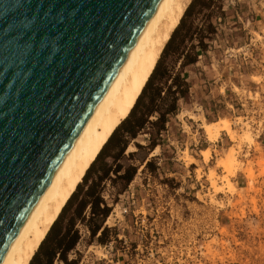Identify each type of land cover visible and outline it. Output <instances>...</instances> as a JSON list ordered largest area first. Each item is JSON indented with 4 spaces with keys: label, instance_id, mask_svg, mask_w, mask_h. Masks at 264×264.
I'll return each mask as SVG.
<instances>
[{
    "label": "clouds",
    "instance_id": "clouds-1",
    "mask_svg": "<svg viewBox=\"0 0 264 264\" xmlns=\"http://www.w3.org/2000/svg\"><path fill=\"white\" fill-rule=\"evenodd\" d=\"M221 7L225 39L189 73L187 119L172 134L179 151L169 148L164 161L172 168L164 175L182 186L175 197L156 183L142 193L154 219L130 230L117 254L123 264H264V0H223ZM209 177L224 186L209 193ZM216 192L224 193L223 223L215 212L207 218ZM198 194L204 204L185 198ZM196 212V224L195 215L183 219Z\"/></svg>",
    "mask_w": 264,
    "mask_h": 264
},
{
    "label": "water",
    "instance_id": "water-1",
    "mask_svg": "<svg viewBox=\"0 0 264 264\" xmlns=\"http://www.w3.org/2000/svg\"><path fill=\"white\" fill-rule=\"evenodd\" d=\"M161 0H0V261Z\"/></svg>",
    "mask_w": 264,
    "mask_h": 264
},
{
    "label": "trees",
    "instance_id": "trees-1",
    "mask_svg": "<svg viewBox=\"0 0 264 264\" xmlns=\"http://www.w3.org/2000/svg\"><path fill=\"white\" fill-rule=\"evenodd\" d=\"M197 2L199 8L194 12L192 10ZM212 3L213 0H193L189 5L130 115L105 144L87 171L83 184L78 186L65 205L30 264H54L56 259L63 261L64 264H77V259H70L69 255L76 250L81 240L80 230L76 227L78 223L84 225L90 238L93 240L96 238L99 244H107L111 237L118 241L117 234L111 235L115 228L105 224L113 211V205L105 198L107 185H112L116 189V196L113 198V203L116 204L119 194L127 190L138 173V166L134 162L124 164L123 160L133 159L136 153L145 148L151 151L160 143H156L155 140L148 145L135 142L138 150H132L127 154L129 144L136 140L140 131L149 127L148 124L156 126L160 132L166 127L167 117L179 113V101L188 94L190 84L183 77L182 71L174 73L172 65L165 63L163 58L166 52L173 54L177 60L182 59V68L197 63L198 52L193 51L190 54L188 43L198 37V44H192L191 49L199 46L203 51L207 50L206 35L195 26V20L202 14L211 17L212 13L205 14L204 11L209 9ZM188 15L192 16V19L183 27L184 19ZM181 28L183 33L175 39ZM208 32H215L211 22ZM155 115V120L152 121L151 117ZM153 163V159H148L146 155L142 158L144 170L153 171Z\"/></svg>",
    "mask_w": 264,
    "mask_h": 264
},
{
    "label": "bare ground",
    "instance_id": "bare-ground-1",
    "mask_svg": "<svg viewBox=\"0 0 264 264\" xmlns=\"http://www.w3.org/2000/svg\"><path fill=\"white\" fill-rule=\"evenodd\" d=\"M191 2L192 0L160 1L138 42L0 264H30L105 144L130 115ZM207 134L213 138L214 130L208 129Z\"/></svg>",
    "mask_w": 264,
    "mask_h": 264
},
{
    "label": "rangeland",
    "instance_id": "rangeland-1",
    "mask_svg": "<svg viewBox=\"0 0 264 264\" xmlns=\"http://www.w3.org/2000/svg\"><path fill=\"white\" fill-rule=\"evenodd\" d=\"M222 3L223 0H213L212 6L204 11L205 14L212 13V16L208 17L207 15L204 16V14H202L195 20V26H198V28L201 29L202 32H204V35H206L205 42L208 44L207 50L203 51L199 46H197L196 49H191L192 44H198V37L195 38V40H193L192 42L188 43L190 54H192L193 51L198 52L199 56L197 63L190 64L182 68V59L177 60L176 56H174L173 54H168V52H166L165 58H163L165 63L168 62L170 65H172L174 73L182 71L183 77L188 82L190 80L189 73L194 70L195 66H197L200 62L206 63L209 60V51L211 50L213 52H218L219 50L216 49V45L222 44L223 40L225 39V32L228 28V14L221 7ZM198 8L199 5L197 2L192 11L196 12ZM191 19L192 16H186L184 19L183 27L188 25ZM210 22L215 27V32L213 33L208 32ZM181 33H183V28H181L176 33L175 39H177ZM213 41L215 43H213ZM189 84L191 87L190 82ZM189 104L190 97L189 94H187L179 101V113L177 115H170L167 117L168 121L164 130L158 132L156 126L148 124L149 127L140 131V134L138 135L136 140L132 141L129 144L126 152L127 154L132 150H138L135 142L143 145H148L152 140H155L156 143H160L151 151L145 148L136 153L133 159L123 160L124 164L134 162L138 166V173L127 190L122 194H119V200L116 204L113 203V198L116 196V189L113 188L112 185H107L105 198L111 203V205H113V211L108 217L105 224L109 227L115 228L111 235L114 236L115 234H117L118 241L115 240V237H111L110 242H108L107 244H99L96 241V238L95 240L90 238V234L85 226L81 223H78L76 227L80 230L81 240L77 245L76 250L70 253V259L76 258L78 261L77 264H123L124 257L118 256L117 254L123 251L122 246L127 242V237L131 234H134L130 230H139L145 223L150 224L152 219H154V217L150 215V213L155 212V207H152L150 209L147 206V204L144 202V196L142 195V193L148 190L151 183H156L159 185H167L168 190L173 195V197L176 196V191L182 186V184L175 177L170 178L164 175V171L172 170V168L168 164L164 163V161H166L167 157L171 155V153L168 151L169 148L176 147V150L179 151L178 146L173 145L172 134L175 131V126L183 123L187 119L184 113L187 110ZM155 117L156 115L152 116L151 120H155ZM145 155L148 159H153V171L144 170L142 158ZM191 167L194 168L195 165H192ZM209 181V193L212 192V187L215 185H219L221 187L224 186L223 181L216 180L213 177H209ZM214 183L216 184L214 185ZM80 184L82 185L83 181ZM197 187L199 188L200 185L198 184ZM223 196L224 193L216 192L210 197L211 203L206 206L207 218H211L212 213L215 212L217 221L223 223V220L221 218H226L225 210L220 207V203L223 202V200L221 199ZM185 198L195 200L199 204H204V200L201 198L200 194L195 197ZM152 200L153 198L149 196L148 202L151 203ZM218 200L220 201L219 203L217 202ZM141 207H143V211H140ZM193 215H195V219L191 220V222L193 224H196V221L201 217L200 212H196L195 214L188 213L187 215H184L183 219L185 221H188ZM198 227L199 225H197V228ZM133 247H136L135 243H133ZM54 264H64V262L56 259ZM217 264H219V261H217ZM256 264H259V261H256Z\"/></svg>",
    "mask_w": 264,
    "mask_h": 264
}]
</instances>
